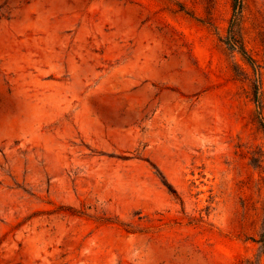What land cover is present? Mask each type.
Listing matches in <instances>:
<instances>
[{
	"label": "rangeland",
	"instance_id": "1",
	"mask_svg": "<svg viewBox=\"0 0 264 264\" xmlns=\"http://www.w3.org/2000/svg\"><path fill=\"white\" fill-rule=\"evenodd\" d=\"M231 20L0 0V264H264V0Z\"/></svg>",
	"mask_w": 264,
	"mask_h": 264
},
{
	"label": "trees",
	"instance_id": "2",
	"mask_svg": "<svg viewBox=\"0 0 264 264\" xmlns=\"http://www.w3.org/2000/svg\"><path fill=\"white\" fill-rule=\"evenodd\" d=\"M232 12H233V20H231V22L234 23L239 18V14L241 12V0H232ZM229 38H230L229 41L226 42L227 45L230 48L237 49V51L244 58H246V53H245L244 48L242 47V45L234 39L233 35L229 36ZM247 60H248V62H251V61H249V59H247ZM260 123H261V126L264 129V123H263V121L261 119H260ZM260 242H261V246H262V249H263V252H264V236H262Z\"/></svg>",
	"mask_w": 264,
	"mask_h": 264
}]
</instances>
